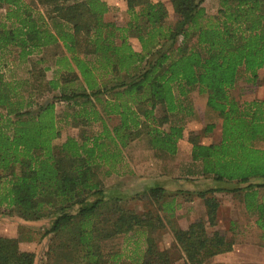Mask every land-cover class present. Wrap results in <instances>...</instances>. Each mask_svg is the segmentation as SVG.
Listing matches in <instances>:
<instances>
[{
    "label": "trees",
    "instance_id": "16d2710c",
    "mask_svg": "<svg viewBox=\"0 0 264 264\" xmlns=\"http://www.w3.org/2000/svg\"><path fill=\"white\" fill-rule=\"evenodd\" d=\"M65 1L40 0L49 5L43 14L24 0H0L6 6L0 20V212L26 221L52 218L42 236L50 235L46 258L53 264H105L101 243L134 230L144 234V247L129 256L132 264H204L232 250L231 239L207 226L216 223L215 193H233L254 213L264 246V99L239 101L229 94L240 70L256 82L264 67V0H219L211 14L204 0H168L171 23L163 1L125 0L129 19L123 25L100 0ZM7 49L23 61L43 54L27 77L8 79ZM194 88L221 119L218 140L187 136L200 175L215 184L184 190L202 199L204 217L183 228L166 216L175 256L159 247L165 224L158 214L106 204L101 168H107L103 175L112 173L121 149L139 138L159 155L175 154L184 127L162 125L169 113L184 109L180 98ZM58 103L72 108L62 112L65 124L98 123L100 130L63 137ZM145 193L161 202L166 190L152 186ZM101 204L111 211L97 214ZM170 204L160 203L161 210ZM34 261L17 239L0 235V264Z\"/></svg>",
    "mask_w": 264,
    "mask_h": 264
},
{
    "label": "rangeland",
    "instance_id": "374dc122",
    "mask_svg": "<svg viewBox=\"0 0 264 264\" xmlns=\"http://www.w3.org/2000/svg\"><path fill=\"white\" fill-rule=\"evenodd\" d=\"M24 1L30 3L35 10L42 13L43 6L40 0ZM152 1H163L165 3L169 12L168 22L171 23L173 20L169 1ZM115 2L123 8L122 0H115ZM218 5L219 0H204L202 3L209 14L214 13ZM5 10L6 6L0 7V20L2 21H4L2 18ZM118 16L122 20L120 23H124L127 14L119 9ZM129 41L136 50H140L139 41L135 37L129 36ZM41 54L43 53L38 52V54H33L23 61L17 59L15 51L7 49L5 51L7 64L3 69L5 77L8 79L27 77V71L31 63L33 60L40 58ZM51 75L52 71H48L47 76L50 77ZM229 94L239 101L264 99V67L258 71L256 82L247 80V75L243 70H240L235 84L229 89ZM49 97L50 95L47 96V98ZM180 99L184 109L169 113L168 122L162 125L165 128L170 124H179L184 127V138L178 141L175 154L159 155L149 147L145 138H139L121 149V161L116 164L112 173L103 175L107 168L102 166L100 177L103 183V197L106 204L110 203L113 207L118 205L135 209L138 212L152 211L160 216L165 226L158 231L159 247L168 249L175 256L178 251L174 246L167 217L172 218V220L176 219L177 224H180L183 228H186L190 222L199 217H204L205 207L202 199L187 195L184 190H188V186H192L194 182L201 184V188H207L215 184L210 177L200 175V164L191 159V144L187 141V136L192 133L198 134L201 142L210 143L219 139L221 129V119L206 107V94L200 93L194 88L185 98ZM42 100L39 99L38 101L42 102ZM65 111L72 113V108L64 103L56 105V114L60 118L57 125L61 129L63 137L66 135L77 136L81 130L86 131V134L96 133L100 130L98 123L84 128L65 124V121L62 120V112ZM160 113L161 111L157 110L156 115ZM210 124L213 125V129L205 132L206 126ZM56 141L59 142V140ZM164 180H168V182L164 183L167 189H165L166 193L163 195L161 202L147 193L144 194L146 189L158 182L162 183ZM179 191H182V193ZM215 195L220 201V206L215 225L207 226V230H220L234 243L231 251L216 254L204 264L264 263V250L259 246V231L253 224L250 225L252 220L244 213L240 200L233 193H215ZM163 202L172 203L169 207L173 211V217H169V207L164 206V210H161L160 203ZM107 210H109V207L101 204L96 213L108 214ZM51 222L52 218L26 221L15 214L1 211L0 235L17 239L20 249L33 252L35 254L34 264H53L46 258L50 235L44 238L42 236L43 231L50 227ZM143 247L144 234L134 230L103 241L100 249L104 253V258L107 259L105 264H132L134 261L129 256L134 255ZM114 255L117 256L115 259H113Z\"/></svg>",
    "mask_w": 264,
    "mask_h": 264
},
{
    "label": "crops",
    "instance_id": "0c3cea01",
    "mask_svg": "<svg viewBox=\"0 0 264 264\" xmlns=\"http://www.w3.org/2000/svg\"><path fill=\"white\" fill-rule=\"evenodd\" d=\"M64 1V0H63ZM74 1H79V0H66L65 2L67 3H73ZM102 1L103 3H105V6L108 8V13L107 15H113V20L116 22L117 25H123L125 24L128 19H129V14L127 12V6H126V3H125V0H122V3H123V8L117 4L115 2V0H100ZM152 1V0H151ZM155 2V1H154ZM122 5V4H121ZM49 7V5H48ZM48 7H43V10H42V13L48 8ZM119 9L122 10L125 14H127V18L125 20L124 23H120L122 20L121 18L118 16V12H119ZM44 14V13H43ZM128 41H129V38H128ZM129 43L131 44L132 48L135 50V51H140V50H136L132 43L129 41ZM141 49V47H140ZM64 51V50H63ZM54 67H52L53 69ZM51 69V70H52ZM50 71V70H49ZM51 77V76H50ZM168 182V180H164V182H158L157 184H154L153 186H162L163 188L167 189L164 185V183ZM188 189L189 190H200V189H203L201 188V184H197V182H194V184H192V186H188ZM235 197L240 200V202L242 203V206H243V209H244V213L249 217L251 218V222H250V225L252 226V224L257 227L258 231H259V239H260V242H259V246L264 250V246H263V239H262V236H261V230L258 228V226L256 225V221H255V215L252 211H247L245 209V203H244V199H242V197L240 195H237L235 194ZM260 264H264V263H260Z\"/></svg>",
    "mask_w": 264,
    "mask_h": 264
}]
</instances>
